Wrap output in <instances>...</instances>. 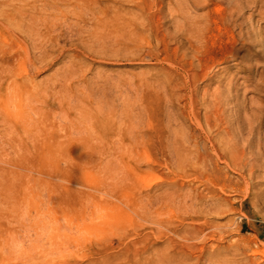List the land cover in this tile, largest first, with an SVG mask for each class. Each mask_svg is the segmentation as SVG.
Instances as JSON below:
<instances>
[{"label":"bare ground","instance_id":"obj_1","mask_svg":"<svg viewBox=\"0 0 264 264\" xmlns=\"http://www.w3.org/2000/svg\"><path fill=\"white\" fill-rule=\"evenodd\" d=\"M29 4L26 0H0V24L8 32L15 31L8 39L0 36V100L7 88L16 97L15 111L4 108L0 102V127L6 129L15 121V125L30 131L32 141L38 134L44 142L57 143L63 137L56 130L54 115L61 110L72 113L87 98H96V92L71 93L72 101L60 102L63 93L57 91V85L50 84L44 89L43 82L34 80L31 69L40 73L39 64L53 61L59 43L52 36L51 15L45 16V6ZM26 6L30 10L23 12ZM71 6L78 39L82 42L92 39L90 50L100 52L96 44L105 38L113 43L110 47L128 51L133 60L142 61L148 56L156 61L154 72L143 76L138 86L142 116L138 119L140 130L136 137L140 142L148 143L156 156L166 162L176 159L191 163L195 171L200 167L193 166V161L204 162V171L216 179V188L225 195L216 189L204 194L190 188L186 194L182 189L155 197L160 205L155 209L151 231L160 240H166L163 254L170 264H200L201 260L214 264H264L259 258L264 256V247L255 248L252 243L238 239L227 240L229 227L208 220L210 215L225 213L224 206L232 203L229 193L250 192L254 175L264 161L260 136L264 126V95L258 100L246 96L249 92L264 94V0H74ZM85 27L89 28L88 35ZM124 34L133 38L130 43ZM46 40L51 41V48L44 44ZM32 52L36 54L34 58ZM17 60L29 65L22 74L11 67ZM227 63L240 66L243 82L226 71L221 75L214 73ZM77 75L78 71L69 70L65 80ZM214 81L217 84L213 88ZM203 83L207 84L201 90ZM44 90L47 97L40 94ZM165 98L174 101L168 107L171 110L167 112V125ZM114 107L118 108L116 104ZM27 108L35 116L27 114ZM82 108L88 109L86 112L92 118H99L102 113L101 109L88 105ZM228 109L234 114H228ZM122 123L120 118L116 127ZM222 126L226 129L217 132ZM87 131L84 141L88 145L107 147L105 139L114 128L96 124ZM245 131L248 137H244ZM16 147L22 156L35 155L23 143ZM115 155L95 147L83 153L90 160ZM169 199H179L185 204L190 200L192 205H180V215L165 209ZM203 201L217 203L206 206ZM236 229L239 232L240 228ZM250 250L252 254L244 257ZM195 253H198L196 262L191 263Z\"/></svg>","mask_w":264,"mask_h":264},{"label":"rangeland","instance_id":"obj_2","mask_svg":"<svg viewBox=\"0 0 264 264\" xmlns=\"http://www.w3.org/2000/svg\"><path fill=\"white\" fill-rule=\"evenodd\" d=\"M73 1L26 0V3L45 6V16L51 15L52 36L59 43L53 53L56 62L39 64L41 72L36 74L37 70L31 69V73H35L37 83L43 82L44 89L50 84L57 85V91L63 93L59 96L60 102L72 101L71 93L75 92L95 91L96 98H87L76 105L72 113L61 110L54 115L56 130L63 137L57 143L44 142L38 134L34 136L39 139L32 141L30 131H25L20 124L15 125V121L6 129L0 127V264H170L163 254L166 240H160L151 231L155 209L160 205L155 197L182 189L186 194L190 188L204 194L216 189L220 195H225L216 188V179L204 171V162L193 161V166L199 165L198 171L193 170L191 163L176 159L166 162L156 156L148 143L136 137L140 130L138 119L142 116L139 81L154 72L156 61L148 56L142 61L133 60L128 51L110 47L112 42L109 39L106 42L105 38L96 44L101 53L90 50L88 45L92 39L86 42L78 39ZM29 7L22 11L30 10ZM84 30L88 35L89 28ZM14 32H8L0 24L2 39H8ZM128 35L123 36L130 43L133 38ZM44 44L52 47L50 40ZM34 55L32 52L33 58ZM11 67L22 74L29 65L17 60ZM239 68L227 63L217 67L214 73L221 75L226 71L243 82L244 73ZM69 70L78 71V75L67 81L65 76ZM215 81L213 88L217 84ZM206 84L200 85L201 90ZM40 94L47 97L45 90ZM263 95L249 92L246 96L258 100ZM15 100L14 91L7 88L0 102L4 108L15 111ZM165 100L164 124L167 125V112L171 110L168 107L174 101ZM87 105L101 109L100 117H90L88 109L82 108ZM227 113L234 114L231 109ZM27 114L35 116L30 108ZM120 118L123 123L116 127ZM96 124L114 128L105 139L107 147L88 145L84 141L87 130ZM225 129L222 126L217 132ZM248 136L245 131L244 137ZM260 136L264 146V126ZM254 140H258L257 134ZM19 143L27 145L35 155L22 156V151L16 147ZM93 147L116 155L103 159L85 158L83 153ZM262 164L254 175L250 192L229 193L232 203L224 206L225 213L208 217L214 224L229 227L227 240H242L255 248L264 247ZM166 202L170 206L165 205V209L170 208L177 214L181 213L180 205H192L190 200L186 204L179 199ZM216 203L203 201L206 206ZM236 228H240L239 232ZM197 254H193L191 263L196 262ZM250 254L251 250L244 257ZM259 258L264 260V256ZM200 264L214 263L201 260Z\"/></svg>","mask_w":264,"mask_h":264}]
</instances>
